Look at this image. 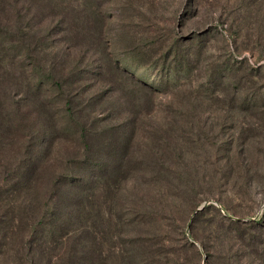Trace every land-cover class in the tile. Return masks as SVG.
I'll return each mask as SVG.
<instances>
[{"label":"rangeland","instance_id":"obj_1","mask_svg":"<svg viewBox=\"0 0 264 264\" xmlns=\"http://www.w3.org/2000/svg\"><path fill=\"white\" fill-rule=\"evenodd\" d=\"M113 4L109 9L118 10ZM26 5L0 0V24H5L0 27L13 31ZM152 6L157 38L147 31L152 22L121 20L117 14L110 34L126 40L112 51L104 37L82 26L74 55L81 57L85 77L60 94L86 124L90 146L103 156L110 150L116 156L115 169L95 177L106 191L100 192L98 184L76 189L79 198H96L98 247L113 250L119 244L128 250L131 240L159 238L172 260L166 264H264V0H154ZM12 33H0V234L8 236L0 247V264H53L58 254L47 259L44 246L28 253L27 230L16 226L14 216L22 206L30 208L33 196L44 203L46 186L57 177L80 178L82 173L68 166L69 155L82 151V142L78 133H68L66 140L65 134L49 130L52 121L40 109L47 102L50 113L64 108L56 92L28 91L31 60L15 47ZM55 48L46 49L43 60L53 58L52 51L62 55L65 45L57 42ZM135 50L145 72L157 67L162 84L121 60ZM130 98L138 102L137 114ZM7 126L17 134L2 132ZM151 135L163 145L153 151L157 162L147 155ZM22 142L41 148L32 176L41 182L37 195L31 189L27 195L13 191V170L25 152L18 149ZM124 148L128 152L122 154ZM140 207L154 211L157 221L137 224ZM105 208L118 215V226L109 223ZM86 229L82 221L75 236L89 240Z\"/></svg>","mask_w":264,"mask_h":264},{"label":"trees","instance_id":"obj_2","mask_svg":"<svg viewBox=\"0 0 264 264\" xmlns=\"http://www.w3.org/2000/svg\"><path fill=\"white\" fill-rule=\"evenodd\" d=\"M23 1L27 5L26 7L22 6L21 9L24 8L26 10L19 9L18 12L21 17L19 18L18 15V19L13 26V31H9L5 27H0V33L8 34V32H13L10 35L16 33V36H14L15 39L12 40L16 45L15 47L21 53H25L31 60L27 65L30 73V76H27L29 82L28 91L36 90L35 93L37 94L41 90L42 92L48 90L47 92L51 94H55L56 92V99H59L64 110H57L55 113H50L47 109L48 105H50L48 102L45 104L44 109H40L41 113L52 121L49 130L65 134L63 138L66 140L68 139V133H78L79 139L82 142V147L80 146L82 151L79 150V153L77 152L74 157L69 155L71 160L68 166V169L75 170L77 174L82 173L80 178L74 179L70 176H67V178H63V176L57 177L53 180L52 184L46 186L49 197L46 198L45 196L46 201H44V203H41L37 196H33L34 199L31 204H28L30 208L26 210L27 207L24 206L23 208L22 206V213L17 217L14 216L15 221L17 218L16 226L24 227L27 230L28 238L26 242L28 244V253L30 251L39 253L41 247L44 246L48 253L47 259L51 257L52 253L58 254L57 260L53 261V264H166L172 261L167 255L166 250H164L166 241L159 238H137L131 240L130 244L127 246L129 248L128 250H123L119 244H115L113 250H104L98 247V234L94 231L98 230L97 219H99L101 215L99 213L100 209L97 208L95 202L96 198H79L80 193H77L76 189L91 188L98 184V182L95 181V177L106 174V171L110 169H115V152L110 150L103 156V152L94 150L90 146V139L88 137L89 132L86 129V124L80 121L78 113L75 114L72 111L71 100L64 101L60 96V94L64 95L65 89L70 90L77 82H82L83 77H85L86 70H84L82 66L81 57H78L77 60V57L74 55V50H76L80 44L79 37L82 34V26L85 28H93L95 33L98 32L100 38L104 37V42L111 51L117 49L116 47L120 42H123L122 40H126L124 36L123 38L117 39L114 34H110L112 28L118 25V21L115 25L110 24V21H112L117 14V16H122L121 20L125 18L131 20L134 17H138L141 19L145 18L148 20L147 23L152 22V28H148L147 31L157 38V24L154 22L156 10L155 7L152 6L154 0H145L144 5H139L140 0ZM18 2H20V0H18ZM113 3L117 5L118 10L109 9L108 5H112ZM146 14H151L154 18H146ZM48 18L51 19L49 24L42 26L40 22ZM1 25L5 26V24H0V26ZM122 27L123 30L128 28L126 24ZM120 30L123 31L122 29ZM87 32L88 30L86 33ZM172 41L179 43L181 40L173 39ZM54 42L55 44L59 42L61 45H65L63 54L59 55V52L52 51V53H54L53 58L50 60H43L42 56L46 49H56L55 44L53 45ZM136 50L133 54L121 56V60L137 71L145 73V76L151 77L156 83L162 84L163 79L159 78L155 72L157 67H155L152 72H145V64L142 62L141 56ZM176 51L177 53L179 52L178 47ZM148 64L149 63H147V65ZM65 70H67L66 72L69 75L66 78L64 74ZM152 88L157 91L163 89L162 86H158V88L157 86H152ZM130 101L135 108L133 114H137L139 112L137 109V100L130 98ZM126 108H128L127 105ZM130 114L132 115V112ZM131 123H133V121H131ZM23 128V126H20V128L16 130L18 131ZM2 132L7 133V135L9 133L13 135L17 134L14 130L10 131L9 126L4 128ZM152 137L151 135L150 138L153 140L152 144L147 147V155L150 158L149 160L157 162L159 159L156 155L157 149L159 147L163 149V145ZM3 139H6V136L3 137ZM101 143H104V140H102ZM124 144L123 147L128 145L126 143ZM43 145H45L44 149L47 150V147L49 148L47 144ZM106 145L107 148L110 147V145ZM34 147L36 146H29V144H23V142L18 146V149H24L25 152H23L24 155L21 162L17 164L13 170V173L16 175V180L14 179L13 184V191L15 193L27 195L31 189L36 191L37 195L40 190V180L35 179L33 181L32 176L35 175V168L40 163L38 153L41 148L40 146ZM119 148H122V146ZM154 150L156 152H153ZM120 151H122V154L128 152L126 148ZM41 172L42 171L39 173V179H42L43 176H41ZM96 188L102 193L106 191L104 187L99 184ZM53 191L56 192L54 197L52 195ZM62 195L65 198H62L60 201L58 198H61ZM87 195L88 194H85V196ZM89 197H92V195L89 194ZM16 201H18L17 198L14 201V211L15 209H19L17 204H15ZM106 203L107 201L105 198L103 205L106 206ZM99 207H102V204H99ZM137 210L140 211L137 224L144 225L157 221L153 214L154 211L152 212L144 207H140ZM106 211L110 214L111 219L109 223L113 221V225H115L116 221V226H118V221H120V218L117 217L118 215L111 214L110 208H107ZM29 214H31L30 218L26 221L25 225V222L23 224L22 220L29 217ZM82 221L86 223V235H88L89 240H86L83 238V235L80 236V234L75 236L78 229H80ZM134 221L136 220H132L131 222L134 223ZM231 222L236 226L241 224L237 219H233ZM7 240L8 236L5 233H1L0 247L6 245L8 243L6 242ZM111 246H113V242ZM56 251H58V253ZM129 252H131L130 258L128 256ZM109 253L113 256L114 260H111V258L107 256ZM31 264H40V262H32L31 260ZM48 264L52 263L48 260Z\"/></svg>","mask_w":264,"mask_h":264},{"label":"water","instance_id":"obj_3","mask_svg":"<svg viewBox=\"0 0 264 264\" xmlns=\"http://www.w3.org/2000/svg\"><path fill=\"white\" fill-rule=\"evenodd\" d=\"M203 207H204V206H201L200 208H198V209L196 210V212L199 211V210H201ZM196 212H195V213H196Z\"/></svg>","mask_w":264,"mask_h":264}]
</instances>
